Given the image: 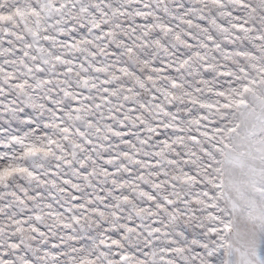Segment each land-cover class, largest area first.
I'll list each match as a JSON object with an SVG mask.
<instances>
[{
  "label": "snow or ice",
  "instance_id": "obj_1",
  "mask_svg": "<svg viewBox=\"0 0 264 264\" xmlns=\"http://www.w3.org/2000/svg\"><path fill=\"white\" fill-rule=\"evenodd\" d=\"M0 264H264V0H0Z\"/></svg>",
  "mask_w": 264,
  "mask_h": 264
}]
</instances>
